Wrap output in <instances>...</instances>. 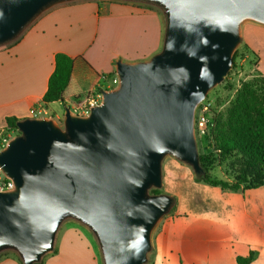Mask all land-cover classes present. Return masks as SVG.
<instances>
[{
	"label": "water",
	"instance_id": "obj_1",
	"mask_svg": "<svg viewBox=\"0 0 264 264\" xmlns=\"http://www.w3.org/2000/svg\"><path fill=\"white\" fill-rule=\"evenodd\" d=\"M85 0H0V47L49 10ZM162 10V49L150 60L117 62L119 85L89 116L65 108L53 119L17 122L0 152L14 181L0 192V254L39 264L54 252L66 220L89 229L104 264H147L152 235L176 204L163 187L168 157L202 173L197 108L234 66L242 25H264V0H116Z\"/></svg>",
	"mask_w": 264,
	"mask_h": 264
},
{
	"label": "crops",
	"instance_id": "obj_2",
	"mask_svg": "<svg viewBox=\"0 0 264 264\" xmlns=\"http://www.w3.org/2000/svg\"><path fill=\"white\" fill-rule=\"evenodd\" d=\"M164 32L162 15L135 2L85 0L44 13L17 43L0 47V134L7 118H31L34 107L48 112L51 104L43 98L57 54L74 59L64 94L69 106L104 88L106 76L116 74L117 62L150 60L161 51ZM198 187L217 192L226 203L186 205L178 198L176 213L153 238L149 264H238V256L251 252L257 253L251 264H264V187L245 194ZM43 262L101 264L92 239L77 227L65 230L56 252ZM0 264L21 263L12 252Z\"/></svg>",
	"mask_w": 264,
	"mask_h": 264
},
{
	"label": "trees",
	"instance_id": "obj_3",
	"mask_svg": "<svg viewBox=\"0 0 264 264\" xmlns=\"http://www.w3.org/2000/svg\"><path fill=\"white\" fill-rule=\"evenodd\" d=\"M140 5L156 10L162 15L156 7ZM20 38L21 36L8 45L17 43ZM238 56L239 50L234 54V68ZM55 62V70L49 79L43 102L46 105L61 102L66 106L64 94L72 78L74 59L59 53ZM115 76V73L109 74L106 80L111 81ZM97 90L103 92L107 89L99 87ZM18 121L15 117L7 118L5 132L18 130ZM217 162L219 165L229 166L232 170L228 180L212 177L211 171L218 165ZM200 164L203 171L195 176L196 183L219 188L224 192L241 194L264 187V75L260 74V78L244 83L229 108L227 117L216 119V125L209 138V152L200 154ZM151 193L159 194L155 189ZM5 253L0 254V258ZM256 256V252H251L247 257L238 256L237 263L251 264ZM17 258L23 264L18 255ZM39 264H43V260Z\"/></svg>",
	"mask_w": 264,
	"mask_h": 264
},
{
	"label": "rangeland",
	"instance_id": "obj_4",
	"mask_svg": "<svg viewBox=\"0 0 264 264\" xmlns=\"http://www.w3.org/2000/svg\"><path fill=\"white\" fill-rule=\"evenodd\" d=\"M160 12L162 13V10H160ZM162 17L165 29V17L163 16V13ZM241 34L242 39L241 44L237 49L239 50V56L236 61V67H233L223 83L209 92L208 98L206 99L211 104V112L208 114L207 122L203 123L201 121V108H197L195 120V135L200 154H206L209 152V138L211 137V131L213 127L216 125V119H225L227 117L228 110L236 100L238 91L240 90L242 85L246 82H250L260 78V74L264 75V25L255 22L244 23L241 29ZM110 83V81H107L104 88L107 89L110 86ZM95 93H98V90H95ZM66 107L70 108V106H61L59 103L51 104L48 108V114L45 118L53 119L56 124L62 126ZM58 116L61 117V119L58 118ZM6 134L9 135L12 140L13 138L19 136L21 133L19 130L15 129L6 131ZM216 164L218 165L211 171L212 177L228 180L230 177L229 175L232 174V170L230 169V167L226 165H219L218 162ZM199 185L212 188L206 184L196 183L195 174L190 166L178 161L173 157L166 158L163 163V187L161 189H157V192L159 194H167L174 197L176 200V204L156 226L152 235V241L160 228H162V225L165 223V221L171 215H174L176 213L179 200H183L186 205H222L226 203V201L222 199L220 194L209 189L202 190L201 187H198ZM69 227H77L83 230V232H85L92 239L97 257L99 258L101 264H104L97 239L89 229L75 220H66L62 224L57 234L54 251L57 250V246L62 234ZM153 250L154 247L149 254L147 264L152 261L151 256ZM5 252L6 253L0 259L11 254L13 251ZM52 254L53 253L48 254L46 257H44L45 259L43 260L46 261V259Z\"/></svg>",
	"mask_w": 264,
	"mask_h": 264
},
{
	"label": "built area",
	"instance_id": "obj_5",
	"mask_svg": "<svg viewBox=\"0 0 264 264\" xmlns=\"http://www.w3.org/2000/svg\"><path fill=\"white\" fill-rule=\"evenodd\" d=\"M110 86L107 88L109 90H113L119 85V78L116 75L111 81ZM105 91V90H104ZM103 92L98 91V93L91 92L86 97L82 99L75 100L70 106L71 112L74 115L80 117H87L90 115L91 111L99 106L103 101ZM211 104L206 100L200 106L201 108V121L203 123L207 122L208 114L211 112ZM48 112L44 108L34 107L30 110L31 118H45ZM11 138L6 132L0 134V152L4 150ZM15 185L14 181L8 178L0 168V192H8L14 190Z\"/></svg>",
	"mask_w": 264,
	"mask_h": 264
}]
</instances>
